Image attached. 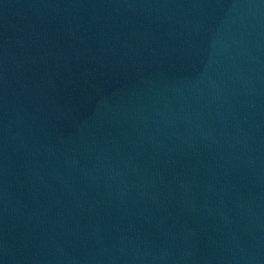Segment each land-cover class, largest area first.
Masks as SVG:
<instances>
[{
	"label": "water",
	"instance_id": "water-1",
	"mask_svg": "<svg viewBox=\"0 0 264 264\" xmlns=\"http://www.w3.org/2000/svg\"><path fill=\"white\" fill-rule=\"evenodd\" d=\"M0 264H264V0H0Z\"/></svg>",
	"mask_w": 264,
	"mask_h": 264
}]
</instances>
